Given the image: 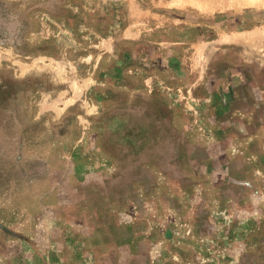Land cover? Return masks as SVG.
Masks as SVG:
<instances>
[{
    "label": "rangeland",
    "instance_id": "1",
    "mask_svg": "<svg viewBox=\"0 0 264 264\" xmlns=\"http://www.w3.org/2000/svg\"><path fill=\"white\" fill-rule=\"evenodd\" d=\"M122 23L149 36L118 46L132 72L114 86L96 45ZM250 29L264 0H0V264H264V166L224 149L246 126L208 119L202 99L188 123L142 87ZM41 53L61 62L12 76Z\"/></svg>",
    "mask_w": 264,
    "mask_h": 264
},
{
    "label": "crops",
    "instance_id": "2",
    "mask_svg": "<svg viewBox=\"0 0 264 264\" xmlns=\"http://www.w3.org/2000/svg\"><path fill=\"white\" fill-rule=\"evenodd\" d=\"M127 20V14L122 22ZM103 34L96 47L103 57L109 56L111 65L112 84L121 86L128 74L132 72L126 64L132 59L127 53L120 50L119 45L147 42L148 31L123 26ZM148 44V43H147ZM214 46L215 53L206 52L207 47ZM209 48V49H210ZM264 31L254 29L242 31H221L216 39L203 45V61L198 69L188 58L183 62L186 66L184 79H180L182 70L178 63H167L171 81L158 77L157 72L144 73L143 92L148 98L155 101L162 97L167 98L169 106L186 113L189 122L194 124L195 101L202 99L208 106V119H219L222 123L235 120L236 125H245V136L234 143V146H224V149L237 150L245 162L251 165L264 166ZM40 56L52 58L54 62H61V58L51 53L30 54L21 58V65L13 63L12 76L16 80H31L34 73H20V69L29 68L33 60ZM59 59V60H58ZM16 66V67H15ZM229 71H225V70ZM197 72V74H196ZM218 74L220 83L217 89L212 88V77ZM182 80V81H180ZM83 82V81H82ZM228 82V85H227ZM82 85V83H81ZM201 91L202 98L196 94ZM260 118V125L257 119ZM113 131L120 132L126 127L125 120L113 121ZM231 131V132H229ZM221 135L227 137L232 133L231 128L222 129ZM236 132V131H235ZM234 132V134H236ZM210 132L208 134H211ZM238 136V134H236ZM222 141V139H221ZM231 143V142H230Z\"/></svg>",
    "mask_w": 264,
    "mask_h": 264
},
{
    "label": "bare ground",
    "instance_id": "3",
    "mask_svg": "<svg viewBox=\"0 0 264 264\" xmlns=\"http://www.w3.org/2000/svg\"><path fill=\"white\" fill-rule=\"evenodd\" d=\"M253 2V1H252Z\"/></svg>",
    "mask_w": 264,
    "mask_h": 264
}]
</instances>
